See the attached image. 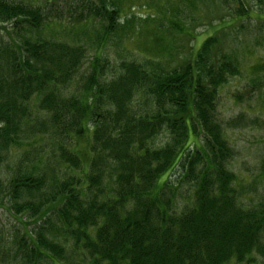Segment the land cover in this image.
Here are the masks:
<instances>
[{
	"label": "trees",
	"instance_id": "trees-1",
	"mask_svg": "<svg viewBox=\"0 0 264 264\" xmlns=\"http://www.w3.org/2000/svg\"><path fill=\"white\" fill-rule=\"evenodd\" d=\"M250 1L264 13V0ZM246 2L238 0L234 19L253 13ZM102 9L99 42L121 27L113 9ZM173 21L156 27L172 34L181 24ZM45 25L39 6L0 0V167L22 140L48 130L59 148L74 149L62 152L76 173L62 183L33 168L0 178L1 207L43 221L15 235L12 258L1 252L0 264H70L59 240H71L80 264H264V203L247 207L226 168L232 151L216 108L238 65L217 50L218 37L168 70L114 66L95 54L72 95L84 51L36 38ZM151 40L167 60L177 57L160 35Z\"/></svg>",
	"mask_w": 264,
	"mask_h": 264
},
{
	"label": "rangeland",
	"instance_id": "rangeland-1",
	"mask_svg": "<svg viewBox=\"0 0 264 264\" xmlns=\"http://www.w3.org/2000/svg\"><path fill=\"white\" fill-rule=\"evenodd\" d=\"M15 1L44 9L47 26L41 28L36 38L63 41L84 51L79 62L81 67L69 82H72L69 85L72 95H77L87 81L95 54L108 58L114 66L134 61L168 70L186 60L191 49L194 53L208 37H218L217 50L231 55L238 65V73L220 89L216 108L223 137L232 151L226 168L237 177L239 185L243 184L242 189L248 194L244 199L247 207L251 209L264 203V175H261L264 160V13H258L252 1L246 0L245 7L253 13L236 19L234 11L239 6L238 0H106L100 1L101 4L97 0ZM89 2L94 11H87ZM102 4L118 14L116 18L121 27L99 42L106 26ZM158 13L162 15L157 17ZM169 17L172 21L177 19L173 24L181 22L180 28L172 34L167 26L165 29L156 27L157 22L165 26ZM159 35L161 41L158 43L167 46L169 54L174 52L177 57L167 60L164 51L163 54L158 51L161 46L155 48L151 38ZM0 38L7 39L1 31ZM166 61L167 65L163 63ZM52 135L47 130L42 138L29 135L22 140V146L5 157L0 167L1 180L10 178L18 168L23 171L33 168L35 173H43L50 177L49 180L54 178L61 183L74 177L76 169L64 164L62 152L74 149L70 145L59 148L63 141ZM159 139L161 137L157 141ZM187 193L183 190V194ZM26 216L21 219L0 205V253H5L9 261L13 256L9 249L14 250L10 242L15 235H23L26 228L38 230L43 223L35 220L39 216ZM59 245L65 247L70 264H80L76 252L72 251L71 240L66 243L59 240Z\"/></svg>",
	"mask_w": 264,
	"mask_h": 264
}]
</instances>
